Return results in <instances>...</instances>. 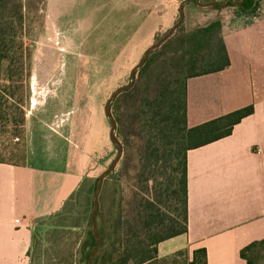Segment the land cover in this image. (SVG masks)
Listing matches in <instances>:
<instances>
[{
  "label": "crops",
  "instance_id": "1",
  "mask_svg": "<svg viewBox=\"0 0 264 264\" xmlns=\"http://www.w3.org/2000/svg\"><path fill=\"white\" fill-rule=\"evenodd\" d=\"M173 7L168 0H45L41 35L31 46L26 162L0 164V264H31L36 231L66 217L83 185L79 220L52 229L55 242L63 241L52 246L54 263L78 264L88 239V190L112 149L104 119L88 134L87 80L126 78L168 30ZM216 19L230 65L188 81V126L248 106L253 113L230 136L187 153V233L156 246V261L166 264H178L181 251L191 262L199 249L207 264H246L240 251L264 240V0L214 12L206 24ZM105 71L111 74H99ZM101 259L96 264H105Z\"/></svg>",
  "mask_w": 264,
  "mask_h": 264
},
{
  "label": "trees",
  "instance_id": "2",
  "mask_svg": "<svg viewBox=\"0 0 264 264\" xmlns=\"http://www.w3.org/2000/svg\"><path fill=\"white\" fill-rule=\"evenodd\" d=\"M226 1L240 0H200L203 4ZM44 5L45 0H0V164L24 166L26 162L25 109L31 60V46L26 41L33 40L26 33L25 15L28 10L43 13ZM251 5L252 0H244L240 7ZM221 30L219 19L191 30L182 24L149 54L135 74L133 87L111 104L115 136L122 128L132 139L138 164L131 177L132 195L125 204L119 180H111L115 170L103 182L95 218L99 249L92 264L99 258L105 264H166L156 261V246L187 233V153L230 136L253 113L248 106L188 126V81L217 74L230 65ZM119 104L122 110L118 113L114 108ZM96 180L88 190L86 211L92 209ZM83 191L81 185L71 199L81 203ZM87 235L78 251V264H86L94 247L90 218ZM178 257L181 264H207L204 249L194 251L191 262L184 251ZM240 257L246 264L264 261V240L243 248Z\"/></svg>",
  "mask_w": 264,
  "mask_h": 264
},
{
  "label": "rangeland",
  "instance_id": "3",
  "mask_svg": "<svg viewBox=\"0 0 264 264\" xmlns=\"http://www.w3.org/2000/svg\"><path fill=\"white\" fill-rule=\"evenodd\" d=\"M169 3H173L174 7H173V15H172V19H169V28L168 30L171 28V23H175L178 18H179V12H178V8H179V4L180 2H173L172 0H168ZM231 7H226L220 10H215L213 8H200V7H196L195 4L193 3H189L187 4V8L185 10V19H184V27L185 29L188 28H198V27H203L205 25H207V21L208 18L211 17V15L214 12H218L221 13L224 12V10H227ZM191 9L195 10V14L191 13ZM34 15V16H33ZM43 13L41 12V10H35L34 13L31 10H28L26 12L25 15V27H26V33L32 37L33 41H37V39H39L40 35H41V31L43 28ZM170 18V17H169ZM168 30H163L161 31L159 34H157V37L154 39L153 44L163 35L165 34ZM92 39V38H91ZM33 41H30L29 39L26 41V44L28 46H32ZM137 64V63H136ZM135 64V65H136ZM108 64H106L107 66ZM134 65V66H135ZM132 66H130L126 71V78L124 79H114V78H89L87 80V103H88V134H90L91 132H93V128L94 125L99 118L100 119H104L105 122V133L104 135L106 137L109 136V129H110V124L106 118V116L104 115V105L106 103V101L108 100V98L110 97V95L112 94L113 91H115L117 88L121 87V86H125L129 84L130 78H129V74L131 71ZM99 74H104V75H108L111 74V72L109 71H105V72H101ZM84 86L82 84V88H81V92H82V108L84 106V100H85V95H83L84 92ZM38 89L37 88V98H38ZM30 98H31V89H30V85H29V93H28V100L26 103V113L27 110L29 108V102H30ZM84 98V100H83ZM116 112H121V105L119 104L118 107L115 109ZM83 111V110H82ZM83 114V112H82ZM82 119H83V115H82ZM117 139L119 140L121 146H122V158L119 161L116 169H115V173L112 176V181L115 180H119V184L121 187V197L124 200V204L127 200L130 199V196L132 195V189L130 187V185L132 184V180L131 177L134 175V173L137 170V164H138V158H137V154L136 151L134 149V147H132V139L128 138L126 133L123 131L122 128H120V130L117 132L116 134ZM110 140V139H109ZM112 144V149L111 151L108 153V156L106 157V159H104L103 161H101L102 163H99L96 166V170L97 173L93 179L96 180V178L99 176V174L104 171V169L108 168V166L110 165L111 161L114 159V157L116 156L117 153V149L116 146ZM132 144V145H131ZM38 151V150H36ZM38 153V152H37ZM40 153V150H39ZM38 163H42L41 160H37ZM99 166H103V170L99 169ZM93 184V183H92ZM91 184V185H92ZM126 208V207H125ZM79 205L78 203L75 201V198L70 199L69 203L67 204V206L65 207L63 214L66 215L65 216H61L59 215V217H55V218H50L49 220L43 222V224H41V226L39 227V229L36 231V238L33 241V247H32V255H31V264H55L54 263V258H55V254L52 252V246L56 245V248H62L63 247V241H58L56 239V242L54 240V235L53 234V227L57 226V225H65L68 226L70 224L75 223L76 221L79 220ZM90 212L91 209H89L88 211H86V217H82V219L84 220L83 225L85 226V224L87 225V219L90 218ZM69 214V215H67ZM77 215V217H76ZM79 217V218H78ZM81 219V220H82ZM52 252V253H51ZM60 263V262H59ZM182 261L179 260V264H181ZM259 264H264V261L260 262Z\"/></svg>",
  "mask_w": 264,
  "mask_h": 264
},
{
  "label": "water",
  "instance_id": "4",
  "mask_svg": "<svg viewBox=\"0 0 264 264\" xmlns=\"http://www.w3.org/2000/svg\"><path fill=\"white\" fill-rule=\"evenodd\" d=\"M190 1H192V0H182L180 2L179 8H178V12H179L178 20L171 26V28L165 34H163L154 44H152L150 47H148L145 50V52L142 55L141 60L130 71L129 84L125 85V86H121V87L117 88L115 91H113L112 94L110 95V97L108 98V100L106 101L105 105H104V109H103L104 115L106 116V118L110 124L109 139L116 146L117 153H116V156L114 157V159L111 161L108 168H106L97 177V180L95 183V189L92 193V209L90 212V224H91L92 236L94 239V247H93L92 251L90 252V254L87 258L86 264H92V260H93L94 256L96 255V253L99 249V236H98V232H97V225H96V219H95L96 214L98 212V208H99V201H98L99 194L101 192L102 185H103L105 178L115 170L118 162L121 159L122 151H123L119 140L115 136L116 123H115V120L113 119V117L111 115L110 106L113 103V101L120 94L130 90L133 87L134 81H135V74H136L137 70L144 65L149 54L152 53L154 50L158 49L168 38H170L172 36V34L175 32V30L183 24L184 19H185V6ZM194 1H195L196 6H198L200 8L218 7L220 9L226 8L228 4H231V5L236 6V7H240L244 2V0H240L238 2H234V1H226L224 3L208 2V3L203 4L200 2V0H194Z\"/></svg>",
  "mask_w": 264,
  "mask_h": 264
}]
</instances>
